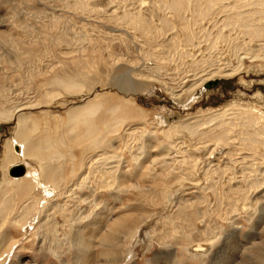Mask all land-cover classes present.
<instances>
[{
	"label": "rangeland",
	"instance_id": "374dc122",
	"mask_svg": "<svg viewBox=\"0 0 264 264\" xmlns=\"http://www.w3.org/2000/svg\"><path fill=\"white\" fill-rule=\"evenodd\" d=\"M81 1L82 0H0V88H2L4 85L3 89H0V110L2 114L5 115L8 111L13 112L15 108L20 109L18 112H16L17 115L15 114L9 121H5V117L3 119V115H0V180L2 175L1 166L3 164L4 155H6L5 145L8 141L13 139V134L17 123V119L15 118L18 115L28 114L30 116L29 120L36 123V127L33 132L34 140H45L47 137H52L51 139L56 141V144H58L56 145L58 152H60L66 160L64 159V162L62 159L58 158L59 160H57V162L55 161L56 165L54 163V166L61 168L62 172L64 170L67 171L66 175L65 171L63 172V175L66 177L62 176L64 179L63 183L64 181L66 182L64 183V185L66 184L65 193L64 196L61 197L63 199L57 197V199H49V205L47 207L50 209L48 213L51 211V214H49L50 220L52 219L55 222V234L57 235L55 237L58 238L60 242L59 249H57V253L55 252L56 255L53 251H49L47 247L48 242L51 240L49 239L51 238V234L49 235V231H46V228L38 227L42 221L48 220V218L44 217L41 219L39 217V224L36 223V228H34L35 226H29L28 228H25L26 226H24V228L20 230V227L16 225L15 222H24L23 215H25L26 211L24 210L22 204L20 205L18 203L19 206L14 204V206L7 211H5V209L4 211H0L4 214L0 215V241L2 242L1 250L3 251H0V264H78L77 255H75L77 254V247H75V235L76 230L82 229L85 224L84 222L83 224L82 222H78L76 219L71 220V217H77L78 219L79 217L83 218L85 215L90 217L95 213L102 214V210H104L106 212L105 214H108L109 217V220L106 222L104 227L100 228L96 225V227L91 228L93 231L89 229L90 227H85V229L82 230L83 233L93 238H91L92 246H90V248L92 247L91 250L93 251L91 264L105 263L102 257L109 250L108 248L102 246L103 238L109 229L113 227V221L124 215H134L138 217L141 216L146 219L148 218L149 221H147L146 225H143V227L138 232V236L131 246V257L125 259L127 257L124 255V253H127L126 249H119L120 251L116 256V262H114L115 264H238V262L243 259L244 252L252 250V248L255 249L257 244L264 242V222L260 220L261 210L259 209L261 202L264 204L263 158L260 157V155H256L254 157L243 149L241 151H237V153L240 154L236 156V166H234V168H227L224 164L225 160H223V155H210L206 151L200 149L201 142H195V140L191 136L187 135L188 133H186L184 130L179 128L175 132L176 134L173 133L172 137L170 134L168 136H164L160 130V127L166 126L167 123L172 124L175 120L176 121L173 124L176 123V125H179L183 122H186L187 120H191L192 118H203L207 117L210 113H220L227 109L228 106L236 103L255 107L257 106V108L259 107L264 113V67L262 68L259 66L261 65L259 61L255 60L253 62H249L250 60L245 59L243 61V68L239 73L237 72L229 77L216 78V80H213V82H217L216 86H212L210 81L209 83H206V85L209 84L211 87L206 89V85H198L200 84V80L198 79V76L200 75L198 72L204 69L207 71L212 69L214 66H221V62H219L218 59L219 53L217 51H204L203 54L205 57H202V59L207 62L210 61L211 63H203L204 65L199 66L195 64L193 66L190 62H188L190 61V58H178V56L175 54L176 57L173 58V62L167 65H161L160 69H162L157 71L154 69V63L152 59H150L148 56L145 59V56L146 54L149 55L148 53H153L156 49L161 52L164 51V47H161L160 45L163 42L162 40L166 38V35L164 34L157 37L156 32L152 30L151 32L156 37L151 35V33L145 34L148 37H145V35L141 36L142 34L140 31L132 29L128 20H124L122 24L119 22L113 23L109 19L110 17H108L109 12H107V10H116L115 8L117 7V11L119 12H129L132 15H142L143 18L145 16V21L148 24H153L154 27L157 26V28L161 27V19L166 21L168 19L169 22H167L170 24L172 31L176 33V35L174 33L172 34L177 36L176 43H178L177 46L179 45L178 49L184 48L182 44L183 41L181 40L185 35H187V31H189L188 34L191 35V38H194L195 36L194 40H196V38L201 36L202 30L204 31V28L206 32L211 30L213 22H204L201 20H197L198 22H195L193 20L195 22L194 25L192 22L193 18L191 19L190 11L189 13L186 11L187 13L183 14V18H185L184 20L186 21V30L183 31L184 29L180 27L179 21L176 19V17L171 16V14L166 11L165 7H162L165 5L164 0H83L82 2H84V4H82V6L79 8V6H76L75 3L77 4ZM157 1H160L161 3H157ZM186 1L188 8L191 9L190 7H192L193 0ZM163 10H165V12ZM156 12L158 16L155 14ZM169 14L170 16H168ZM120 15L121 14H119V16ZM169 19H171L172 24L170 23ZM157 22L159 23V26ZM125 23L127 24L125 25ZM188 24L189 27H187ZM115 26L120 32L112 31V29H115ZM198 26H200L201 29ZM207 27H209V29H207ZM216 27L214 29L218 31L219 28ZM181 31L185 32L184 35ZM149 35L152 37H149ZM117 36L120 37V39L117 38ZM13 39L16 40V42H23L25 45L37 44L38 46L36 45L35 50L32 53L34 56L31 55L30 59L25 58V60H23L19 65L20 67L18 66L8 69V55L6 52H13V58L20 57L22 60L21 55L23 54V50H19L20 47L5 43V41L12 42L11 40ZM202 39L204 38L202 37ZM197 42L198 40H196V43ZM180 44H182L181 47ZM203 44L204 42L202 45ZM157 45L158 47H156ZM204 48L205 47L203 46L200 48V50L202 51ZM180 51L178 53H180ZM192 52L194 55H196L199 53V49H194ZM85 54L90 55V57L95 58L94 61H97V65L92 64L93 66L90 69L84 71L86 76L83 80L86 81L85 79H87V81L90 83H94V90L89 94L86 92L87 88H84L80 93L70 95L66 94L64 90L60 91L61 89H57V91H55L57 96L53 100L47 101L46 96L51 91V88L44 85L47 80L46 78L60 73L62 76L70 77L74 73H77V70L78 72L79 69L81 71L80 67L72 65L71 62H74V60L81 61L90 59V57L86 56ZM164 54L166 53H163V55ZM224 54H221L220 56L222 59L225 57L227 60L226 53ZM74 55L76 56L74 57ZM98 57H102L101 64L99 63ZM196 57L200 59L201 56ZM87 68L89 67L87 66ZM117 69L118 71H116ZM120 69L122 70L119 71ZM117 73L119 80L122 79L121 83L112 81V78H114ZM193 76H195L194 80ZM126 80L129 82L134 81L143 85L145 84V88H143L144 90L138 94H127L124 96L118 92V90L120 89L119 87H124V89H126L125 87H127V84L124 85L125 82L128 83ZM118 84L123 85L118 86ZM171 86L173 89L172 91ZM190 89L192 90L188 93ZM42 90L43 95L46 92L44 97L42 95ZM192 91L194 94H192ZM173 92L176 94L178 93V95H180L182 98H186L192 94L193 98L190 105L185 106L183 104L175 103L170 95ZM105 96L122 99L133 111L144 114V119L146 118L145 120L147 121V124L153 122L155 125L152 126V124H149L147 126L146 124V126L143 127L139 125V122H137L139 127L131 126L130 129L132 130H128L127 132H125L126 125H119L113 135L107 136V142L110 143V146L104 152L108 154V157H111V162L109 161L111 165L108 163V165L104 167V171H116L115 175L121 171H125L127 173L126 179L128 183L137 182L145 187V190L147 188H151L152 186L153 189L151 191L139 193L133 189L118 187L117 181L111 177L110 173H106L103 176L98 174L96 175L95 169L92 174H88L86 182H83L82 179V183L81 181L77 182V180L72 181L73 172H78L77 163L82 164L83 167L81 168H83L85 171L84 165L87 162V158H93L96 153H90V151L85 152L81 149V147H78L75 144V138H78L77 136L84 134V128L83 126L76 127L74 132L76 134L75 138H71L72 133H69L68 126V111L73 107L75 108L81 106L82 104L86 103V101H92V99L95 97L100 99ZM257 96L259 97L257 98ZM155 121L159 123L157 124ZM29 126H32L31 123H29ZM152 127L155 128L152 129ZM135 128L139 132L137 130L134 131ZM140 131H147L142 142L146 145L148 143L149 146H144V155L141 154L139 156V165L136 166L137 162L135 159L141 152L138 148L143 146V143L140 142ZM203 131L204 129H202L201 132L199 131L201 136ZM131 133L133 134L132 136H130ZM149 133L152 135L151 137L149 136ZM234 133H238L237 128L234 129L232 136H236ZM186 135L188 138L185 137ZM184 137L186 139H184ZM156 140L161 141L159 142V147L158 145L155 146ZM201 141L202 144H209L206 139ZM139 142L142 145L139 144ZM198 143H200L199 146ZM163 146L166 150H168L166 151L168 153H166L164 156L160 153V150ZM146 150L148 151V158L147 161L142 162L144 161L143 159H145ZM219 150L223 151L224 149L220 147ZM220 155L221 157H219ZM159 156L162 157L159 158ZM170 156L171 159L169 158ZM186 156H188V158ZM158 158L159 160H157ZM161 160H164L166 163L170 164V167L167 169H169L168 171L171 172L165 174L164 179H162V176V178L159 177V180H157L163 183L171 181L169 183L171 184L173 182V185L175 186L179 182L174 183V181L178 179L182 182V184H184H181L176 188L173 187L169 194L170 196L173 195L170 200L172 202L171 204L168 201L159 203L161 186H158V188L151 183L152 180L156 178H151L149 174L151 172L148 170L149 166L157 163L154 167L150 168L155 169V173L160 172L161 169L158 168V166H161ZM74 162H76V168L73 166ZM102 162L104 163V161ZM66 163L69 165L67 164L66 166H63ZM59 164L62 167H60ZM141 165L146 166L141 167ZM193 165H197L198 167H192ZM245 166H247V169ZM208 167L213 168L215 173H213V175L210 177L211 179L206 180L204 171L208 169ZM75 169L76 171H74ZM68 173H70V175ZM172 177L174 181L171 180ZM246 180L248 182H256L260 185V189H252V191L251 189H247L248 187ZM71 183L75 184V186H78L79 189L77 188L78 190H76V188H74L73 191H70L69 189H71V185L69 184ZM192 185L195 187V189H192L193 192L190 190ZM230 187H234L235 189L239 187L240 191L244 193V198L243 195H239L238 198L235 197L234 194H229V189H232ZM182 192L185 193L183 194ZM55 195L56 194L53 193L51 197L53 198ZM69 195H73L74 197H77V199H73ZM245 197L246 199H252V206L246 201ZM238 199L240 201H238ZM187 201L190 203L189 205ZM256 201V208L258 210L254 209ZM235 202H237V205ZM244 203H246V205ZM178 204L179 207L177 206ZM181 205L182 207L183 205L186 206L183 210H181L184 211V217L181 215L180 218L178 215L180 214L179 212L182 208ZM233 207L235 208L233 209ZM19 208L21 210H19ZM38 208L39 207H37V209ZM37 209H35V211H37ZM60 209L65 211L63 213L64 215L66 214L65 218L63 217L64 215L60 213ZM175 211L178 213V215ZM226 213L227 217L229 215L231 220L233 219L232 223L231 220L228 221L229 218L225 217L224 214ZM251 213L252 215H250ZM197 215H199V217ZM31 219L32 218L30 217L29 221H31ZM104 220L105 218H102L101 222L104 223ZM32 223H35V221H32ZM173 226H175L176 229L181 227V230H179V232L173 233ZM189 227L191 229H189ZM180 232H182V234ZM231 234L234 236L230 237ZM186 235L191 237V239L195 242H204L208 239L215 240L219 235H222L224 238L236 237V242H238L237 245L239 246V252L236 251L233 255H230L229 261L227 260V262L223 258V255L224 257H227V251L225 250L224 245H222L223 239L214 252L210 254L207 261L203 262L201 260L190 259L189 257L186 258L182 256L184 253L182 251V244L188 243L185 237ZM38 236L40 237V241ZM42 238L44 240L43 243H41ZM10 247H12V249H10ZM104 249L105 251H103ZM114 252H116V250ZM2 253L3 256L1 257ZM155 259L158 260V263L155 262Z\"/></svg>",
	"mask_w": 264,
	"mask_h": 264
},
{
	"label": "bare ground",
	"instance_id": "6f19581e",
	"mask_svg": "<svg viewBox=\"0 0 264 264\" xmlns=\"http://www.w3.org/2000/svg\"><path fill=\"white\" fill-rule=\"evenodd\" d=\"M141 1H143V0H141ZM81 2H78L77 4L75 3V5L79 6V8H80L82 6V4H84V2H82V3ZM158 2L161 3L160 1H157V3ZM164 2H165V5L162 7L163 8L165 7L166 11L169 12L171 14V16L176 17V19L179 21L180 27L184 29L183 31L186 30V21L184 20L185 18H183V14L187 13L186 11H188V13L190 11L191 19L193 18L192 22L194 23V25H195V22L197 20H201L204 22L205 21L206 22H213L212 27L210 26L211 30L206 32L205 28H204V31L202 30V34L200 33L201 36H199V38H196V40H198L197 43H196V40H194L195 36H194V38L192 37L193 38L192 39L191 35L188 34L189 31H187V35H185L183 37V39L181 40V41H183L182 44L184 47V48H181L182 49L181 50V49H178L179 45L177 46L178 43H176L177 36H175L176 33L172 31V28H171L170 24L168 23L169 22L168 19H167L168 22L164 19H161V22L159 21L161 24L160 25L161 27L157 28V26L154 27L153 24H150V23L148 24L145 21V16L143 18L142 15L141 16L135 15V14L132 15L129 12H119V11H117V7L115 8L116 10H110V9L107 10V12H109L108 17H110L109 19L113 23L119 22L120 24H122L124 22V20H128L130 22V26L132 27V29L140 31L142 34L141 36H143L147 33H151V35H153V33L151 32L152 30H154V32H156L157 37L160 35H164V34L166 35V38H164V40H162L163 42L160 45L161 47H164V49H165L164 51L161 52L158 49L155 50L153 48L155 50L154 52L152 51L153 53H148L149 55L146 54V56L144 55L145 59L147 58V56L150 59H152V61L154 63V69L155 70L160 71L162 69V68L160 69L161 65H167V64L173 62V58L176 57L175 54L178 56V58H182V57L183 58L184 57L190 58V61H188V62H190L193 66H194V64L198 65V66L204 65L203 63L208 64V62H210V61L207 62L204 59H202V57H205L203 53L206 50H210L213 52L217 51L219 53L218 59H219V62H221V66H217L218 65L217 64L216 65L217 67L212 66L213 68L211 67L212 69H209L207 71H206V69L200 70V72H198V74L200 75V76H198L199 77L198 79L200 80V82H199L200 84H198V85H200V86H204V85H206V83H209L210 81H211L210 84L212 86H216L217 82H213V80H216V78L229 77V76H231L237 72L239 73L243 68V65H244L243 61L245 59L250 60L249 62H253L255 60L259 61L261 64L259 66H261L262 68L264 67V0H193L192 7H190L191 9L188 8L186 0H164ZM188 3H190V2H188ZM114 4H115V2H114ZM160 5H162V4H160ZM113 6H115V5H113ZM119 6H121V5H119ZM159 11H160V9H159ZM163 11L165 12V10H163ZM160 13H159V15H160ZM119 14H121V15L119 16ZM141 14H142V12H141ZM155 14L158 16L157 12ZM163 14H165V13H163ZM170 14L168 16H170ZM152 15H154V14H152ZM150 16H151V14H150ZM167 17H165V18H167ZM184 17H186V16H184ZM186 18H188V17H186ZM169 20L171 23V19H169ZM157 21H158V19H157ZM126 24L127 23H125V25ZM108 25H110V24H108ZM158 26H159V23H158ZM216 26H219V27H216ZM177 27H178V24H177ZM187 27H189V24ZM198 27L200 28V26H198ZM215 27L219 28V30L217 29L218 31H216V29H214ZM175 29H176V27H175ZM207 29H209V27H207ZM108 30H109V28H108ZM197 30H198V28H197ZM112 31L120 32L118 29H116V26H115V29H112ZM183 31H181V32L184 35L185 32H183ZM197 32H199V31H197ZM213 32H215V33H213ZM172 33H174L175 35ZM110 36H112V35H110ZM153 36L156 37L155 35H153ZM2 37H3V35H2ZM120 37L117 36V38H119V39H120ZM145 37H148V36L145 35ZM149 37H152V36L149 35ZM202 37L204 39H202ZM62 38H63V36H62ZM146 40H148V39H146ZM11 41L13 43L9 42V41H5V43H7L9 45L12 44L13 46L20 47L19 50H23V54L21 55L22 56V60H21L20 57L15 56L16 58H13L12 57L13 52H11V53L6 52V54L8 55V61H7L8 69L18 67L21 64V62L23 60H25V58L30 59L31 55L34 56V54H32V53L35 50V47L37 45V44L25 45L23 42H16V40H14V39ZM178 41H180V40H178ZM153 42H154V40H153ZM203 42H204V44L202 45ZM182 44H180V47L182 46ZM203 46L205 48H204V50L201 51L200 48ZM156 47H158V45ZM192 48L199 49V53L194 55L192 52V50H194V49H192ZM177 49L179 51L181 50L180 53H178L179 51ZM210 51H208V52H210ZM163 53H166V54L163 55ZM220 53L222 55L224 53H226L227 60L225 59L224 56H223L224 58L222 59L220 56L221 55ZM75 56L76 55H74V57ZM86 56L90 57V55H86ZM196 56H199V57L201 56V57H200V59H198ZM98 58H99V63L101 64L102 63V61H101L102 57H98ZM94 59L95 58L90 57V59H85V60H81V61L74 60V62H71L72 65L80 67L81 71H80V69H79V72L77 70V73H74L70 77L62 76V75H60L61 74L60 73V74H54V75L50 76L49 78H46L47 80H46L44 85L49 86L51 88L50 89L51 91L46 96L47 97L46 100L47 101L53 100L57 96V93L55 92V91H57V89H61L60 91L64 90L66 92V94L74 95V94L80 93L82 89L87 88L86 92L90 94L94 90V83H90L89 81H87V79H85L86 81H83L84 77L86 76L84 74V71H86L87 69H90L93 66L92 64L97 65V61L96 60L94 61ZM87 66L89 68H87ZM208 68H209V66H208ZM258 68H260V67H258ZM95 69H96V67H95ZM122 69H120L119 71H121ZM190 69H189V71H190ZM248 69H249V67H248ZM116 71H118V69ZM247 71H249V70H247ZM196 72H197V69H196ZM194 77L195 76H193V80H194ZM112 79H113L112 81L119 82V83H121V80H122V79L119 80L118 73ZM126 81H128V80H126ZM123 82H125V81H123ZM2 83H4V82H2ZM191 83H192V81H191ZM110 85H111V83H110ZM122 85L118 84V86H122ZM124 85L127 86V87H125L126 89H124V87H119L120 88L119 90L117 89L118 92H120L124 96L127 94H138L139 92L144 90L143 88H145L144 87L145 84L144 85L139 84V83H136L134 81H131V82L128 81V83L125 82ZM192 86H193V84H192ZM3 87H4V85L0 89H3ZM121 88H123V89H121ZM39 89H41V88H39ZM42 89H43V87H42ZM172 90L173 89L171 86V91ZM191 90L192 89H190L188 91V93L191 92ZM48 91H49V89H48ZM45 93H44V95H45ZM192 94H194L193 91H192ZM192 94H190L186 98H182L180 95H178V93L176 94L174 92L171 93L170 95H171V98L175 101V103L183 104L185 106H189L191 103V100L193 98ZM42 95H43V90H42ZM44 95H43V97H44ZM258 97L259 96H257V98ZM261 99H263V98H261ZM30 108H31V105H30ZM19 110L20 109L15 108L13 110V112L8 111L7 114H5V115L2 114V112L0 110V115L1 114L3 115V119L5 117V119H4L5 121H9L11 118H13V116ZM4 113H5V111H4ZM68 115H69V118H68L69 119V121H68L69 133L70 132L72 133L71 138H73V137L75 138L76 134L74 132H75L76 127L83 126V128H84V134L81 136H77L78 138H75V140H74L75 144L78 147H81V149L85 152L90 151V153H96V155L93 158L91 157L92 159L87 158V162L84 165L85 171L83 170V168H81V167H83V165L77 163L78 172H76V173L73 172L72 181L77 180V182H78V181H81V179H82L83 182H86L88 174H90V173L92 174V172L95 169L96 175L98 174L100 176H103L106 173H110L111 177L113 179H115V181H117L118 187H123L126 189L127 188L133 189L135 191H138L139 193H146L145 191H151L153 189V187L151 186V188H147L145 190V187H143L142 185H140L137 182L128 183L127 179H126L127 173L125 171H121L117 175H115L116 171L115 172H112V170L110 172L104 171V169H105L104 167L106 165H108V163H109V165H111V163H110L111 157H108V154L106 152H104L110 146V143L107 142V136L113 135V133L118 128V126L122 125V124L126 125L125 126L126 127L125 132H127L128 130H132V129H130L131 126L139 127L137 125V122H139L140 124L139 123L138 124L143 126V127L146 126L147 121L145 120L146 118L144 119V114L137 112V111H133L129 107V105H126V102L123 101L122 99H116L114 97L105 96V97H102L100 99L98 97H95L94 99H92V101L89 100V101H86V103L82 104L81 106H78L75 108L73 107L72 109H70L68 111ZM1 118H2V116H1ZM15 119H17V123H16L14 134H13V139L8 141L5 145L6 155H4L3 164L1 166L2 175H1V180H0V211H4V209H5V211H7L8 209L12 208L14 206V204H16L18 206H19V204L20 205L22 204L24 210L26 211L25 215H23L24 222L22 221V222L16 223L14 221L15 224L20 227V230H22L24 228V226H26L25 228H28L29 226H31V227L35 226L34 228H36V223L39 224L38 218L40 217L41 219H43L44 217H47L48 220H45V221L41 220L42 223H40L39 224L40 226H38V227L39 228H41V227L46 228V231H49V235L51 234V236H50L51 238H49L51 240L49 242L46 240L48 242L47 247H48L49 251H51V252L53 251L54 254L56 255V253H57L56 251H57V249H59L60 242H59V239L55 237V236H57L55 234V232H56V227L54 225L55 222L52 219L50 220L49 214H51L50 213L51 211L48 213V211L50 209L47 207L49 205V202H48L49 199L53 200V199L61 198L62 196H64L65 185H66V184L64 185V183H66V182L64 181V183H63L64 179L62 178V176H65L67 174V171L64 170L65 175H63L64 171L62 172L61 168L54 166V163H55V161L57 162V160H59V159H62L65 162L66 159L64 156H62V154L60 152H58L57 146H56L58 144H56V141H53V139H51L52 137L51 138L47 137V139H45V140H42V139H35L34 140L33 139V132L35 130L36 123L29 120L30 116L28 114L18 115V116H16ZM29 123H31V125H32L31 127L29 126ZM156 123L158 124L159 122H156ZM173 123L172 124L167 123V125L165 124L166 126L160 127L161 128L160 130L164 134V136H168L170 134V136L172 135V137H173V133H175L179 128L184 130L186 133H188L187 135L191 136L195 140V142H201L200 149L206 151L210 155H216V154L223 155V157H224L223 160H225L224 164L227 168H230V167L234 168V166H236V163H237L236 162V156H238L240 154V153H237V151H241L243 149L246 150L247 152H249L254 157L256 155H258V156L260 155V157H262L264 160V113L261 111V109L259 107L257 108V106L255 107V106L236 103V104H232V105L228 106L227 109H225L224 111H222L220 113H210V114H208L207 117H203V118H192L191 120H189V121L187 120L186 122H183L179 125H176V123L175 124H173ZM149 124H152V126L155 125V123H153V122L149 123ZM149 124H147V126ZM157 124H156V126H157ZM62 127H63V125H62ZM154 128L155 127H152V129H154ZM201 128L204 129L203 134H202L203 137L201 136V134H199V131L201 132V130H202ZM235 128H237L238 133H234L236 136L233 135L234 136L233 137L232 134H233ZM136 130L137 129L135 128L134 131H136ZM260 130H262V131H260ZM36 131H37V129H36ZM147 131L146 132L140 131L141 132V140H140L141 143H143L142 141H143V138H145ZM184 134H183V136H184ZM132 135L133 134L131 133L130 136H132ZM187 135L185 137H187ZM62 136H64V135H62ZM149 136L151 137L152 135H150V133H149ZM64 137H66V136H64ZM185 137H184V139H186ZM205 139L209 144H205L204 142H203L204 144H202L201 140L204 141ZM150 140H151V138H150ZM179 140H180V138H179ZM189 140H190V138H189ZM68 141H69V139H68ZM140 142H139V144H141ZM159 142H161V141L156 140L155 146L158 145V147H159V145H160ZM153 143H154V141H153ZM69 144H70V142H69ZM199 144L200 143H198V146H199ZM144 146L148 147L149 145H148V143H147V145L143 143V146L138 148L141 152L138 154V156L135 159L137 162L136 166L139 165V156L141 154L144 155V152H145ZM220 147H222L224 150L223 151L219 150ZM176 150H178V149H176ZM166 151H168V150H166L165 147L163 146L162 149L160 150V153L164 156L166 153H168ZM86 155H88V154H86ZM147 155H148V151L146 150L145 159H143L144 161H142V162L147 161V158H148ZM221 155L219 157H221ZM161 157L159 156V158H161ZM186 157L188 158V156H186ZM159 158L157 160H159ZM169 158L171 159V156ZM187 158H186V160H187ZM102 161H104V163ZM154 162H155V160H154ZM161 163H162L161 166L160 167L158 166V168L161 169L160 172H158V173L154 172L155 169L150 168V167H154L155 164H157V163H154V164H152V166L148 167L149 172H151V173H149L151 178H153V179L156 178V179L152 180L151 183L157 187L161 186L160 187L161 188L160 189L161 195L159 196V203H161V202L164 203L165 201H168L171 204L172 202L170 200H171L173 195L170 196L169 194L172 191L173 187L174 188L179 187L182 184V182L179 181L178 179L174 181L173 177L171 180L174 181V183L179 182L180 184L178 183L174 186L173 182L171 184L169 183L171 181H169V182L167 181L168 183L167 182L163 183V182L158 181L159 177L162 178V176H163L162 179H164V175L171 172V171H168L169 169H167L168 167H170L169 163H166L164 160H161ZM18 164H20L21 166H23L25 168V170H26L25 174L22 177L13 178L9 175V172H10V170H12L11 168L14 165L17 166ZM60 164H61V161H60ZM67 164L68 163H66L64 165L62 164V165L66 166ZM55 165H56V163H55ZM245 165H247V164H245ZM16 166H14V167H16ZM73 166L76 168V162H74ZM142 166H146V165H141V167ZM195 166H197V165H195ZM195 166L193 165L192 167H195ZM60 167H62V166L60 165ZM246 167L247 166H245V168ZM171 168H172V166H171ZM72 171H73V169H72ZM74 171H76V169ZM61 172H62V174H61ZM204 172L206 175L205 176L206 180L211 179L210 177L213 175V173H215L214 169L211 167H208V169H206ZM113 173H114V175H113ZM68 174L70 175V173H68ZM138 174H140V173H138ZM169 180H170V178H169ZM82 181H81V183H82ZM73 183L69 184V185H71V187H70L71 189H69V190L73 191L74 188H76V190H78L79 189L78 186H75V184H73ZM144 183L146 184L145 181H144ZM182 185H184V184H182ZM193 186L194 185H192L190 188L191 191H192V189H195V187H193ZM247 187H248L247 189H249V190L251 189V191H252V189L253 190H256L258 188L260 189V185L254 181L253 182L247 181ZM230 188H232V187H230ZM233 188L229 189L230 190L229 194L230 193L234 194V196L238 197V198H239V195L240 196L243 195V198H244V193H242L240 191L239 187H238L239 189L238 188L233 189ZM62 191H63V193H62ZM80 191H81V189H80ZM175 192H177V191H175ZM53 193L56 195H55V197L52 198L51 196L53 195ZM182 193L184 194L185 192H182ZM70 197L73 199H75V198L77 199V197H74L73 195H71ZM178 197H179V195H178ZM61 199H63V198H61ZM245 199H246V197H245ZM251 200H252L251 198L246 199V201L249 202V204L252 206L253 202ZM260 200H262V199H260ZM70 201H72V200H70ZM238 201H240V200L238 199ZM237 202H235V204ZM255 203L256 204H255L254 209L258 210L256 208L257 201ZM179 204L177 205L178 207H179ZM189 204L190 203L188 202V205ZM244 204L246 205V203H244ZM84 205H86V204H84ZM171 206H173V205H171ZM185 206L186 205H183V207H182V205H181L182 208L181 207H180L181 209L178 208V209H180L179 215L175 211L177 213L178 217L180 216V218H181V215H182V217H184L183 216L184 211H181V210H183L185 208ZM37 207H39V208L37 209ZM259 207H260L259 209L261 210L260 220H262L264 222V204H263V202H261V206H259ZM58 208H60V207H58ZM234 208L235 207H233V209ZM35 209H37V211H35ZM15 210H13V211H15ZM19 210H21V209L19 208ZM175 210H177V209H175ZM59 211L62 214L65 212L63 209L62 210L60 209ZM105 213L106 212L104 210H102V214H96L95 213L94 215H92L90 217H88L86 215L83 218L79 217V219L77 217L76 218H74L73 216L71 217V220L76 219L78 222H82V224L84 222V224H85L82 227V229L76 230V235H75V247H77V249H76L77 254H75V255H77L78 264H91V260L93 258L92 257L93 251L91 250L92 247L90 248V246H92L91 245V243H92L91 238L92 237L83 233L82 230H84L85 227H88V228L90 227L89 229H91L92 227H96V225L100 228L104 227L106 222L109 220L108 214H105ZM194 213H196V212H194ZM228 213H230V212H228ZM249 213H250V211H249ZM2 214L3 213L0 212V215H2ZM10 214H11V212H10ZM65 215L63 216L64 218H65ZM80 215H83V214H80ZM224 215L226 218H229L228 221L231 220V217L229 215L227 217V213ZM235 215H236V213H235ZM250 215H252V213ZM186 216H185V219H186ZM197 216L199 217V215H197ZM30 217L32 218L31 221H29ZM69 217H70V215H69ZM188 217H189V215H188ZM192 217H193V215H192ZM102 218H105L104 223L101 222ZM32 221H35V223H32ZM147 221H149L148 218L146 219L144 217H141V216L138 217V216H134V215H124V216L114 220L113 221V227L111 229L108 228L109 231L106 233V235L104 236L103 241H102V246L108 248V250H109L102 257L105 261L104 264H115L114 262H116V256L118 255V253L120 251L119 249H126L127 253H124V255H125V257L126 256L127 257L125 259L130 258L131 257L130 252L132 251L131 246L134 243V241L136 240V237L138 236L137 235L138 232L143 227V225H146ZM186 221H187V219H186ZM182 222H183V220H182ZM232 222H233V219L231 220V223ZM189 225H191V224H189ZM177 227H178V225H177ZM230 227H231V225H230ZM180 228L176 229L175 226H173V233L179 232V230H181ZM189 229H191V228L189 227ZM31 230H33V229H31ZM38 231H39V229H38ZM191 232H192V230H191ZM180 233L182 234V232H180ZM232 236H234V235L231 234L230 237H232ZM185 237H186L188 243L182 244V247H183L182 251L184 252L182 256L186 257V258L189 257L190 259L201 260L203 262L207 261L209 259L210 254L212 252H214V250L218 247L219 243L223 239L224 240L222 242V245H224L225 250L227 251V257H224V255H223V258L226 261L227 260L229 261L230 255H233L236 251L239 252V248H238L239 246L237 245L238 242H236V237H233V238L225 237L224 238V237H222V235H219L215 240L208 239L207 241H204V242H202V241L195 242L191 239V237H188L187 235ZM1 240H3V239H1ZM39 241H40V237H39ZM43 242H44V240L42 238L41 243H43ZM61 243H62V241H61ZM1 247H2V242L0 241V251L3 252L1 250ZM10 249H12V247H10ZM115 250H116V252H114ZM103 251H105V249ZM167 254H169V253H167ZM243 255H244L243 259L240 262H238V264H264V242H260L259 244L256 245L255 249L252 248V250L244 252ZM2 256H3V253L1 254V257ZM100 258H101V256H100ZM156 258H158V257H156ZM220 259H221V257H220ZM99 262H100V260H99ZM155 262L158 263V260L155 259Z\"/></svg>",
	"mask_w": 264,
	"mask_h": 264
},
{
	"label": "water",
	"instance_id": "95a60500",
	"mask_svg": "<svg viewBox=\"0 0 264 264\" xmlns=\"http://www.w3.org/2000/svg\"><path fill=\"white\" fill-rule=\"evenodd\" d=\"M211 86L208 84L205 86L206 89H209ZM25 168L23 166L17 165L16 167L12 168L10 170L9 175L13 178H19L22 177L25 174Z\"/></svg>",
	"mask_w": 264,
	"mask_h": 264
},
{
	"label": "crops",
	"instance_id": "0c3cea01",
	"mask_svg": "<svg viewBox=\"0 0 264 264\" xmlns=\"http://www.w3.org/2000/svg\"><path fill=\"white\" fill-rule=\"evenodd\" d=\"M20 199V198H19Z\"/></svg>",
	"mask_w": 264,
	"mask_h": 264
}]
</instances>
